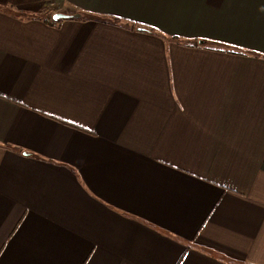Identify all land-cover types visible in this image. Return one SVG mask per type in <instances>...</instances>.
<instances>
[{"label": "crops", "instance_id": "obj_1", "mask_svg": "<svg viewBox=\"0 0 264 264\" xmlns=\"http://www.w3.org/2000/svg\"><path fill=\"white\" fill-rule=\"evenodd\" d=\"M50 1L0 0V264H264V0Z\"/></svg>", "mask_w": 264, "mask_h": 264}, {"label": "trees", "instance_id": "obj_2", "mask_svg": "<svg viewBox=\"0 0 264 264\" xmlns=\"http://www.w3.org/2000/svg\"><path fill=\"white\" fill-rule=\"evenodd\" d=\"M49 18H50V14H47V16L45 15V16L43 17V19L46 20V21H48ZM140 27H142L143 29H146V30H148V31H153V29L148 28V27H146V26H140Z\"/></svg>", "mask_w": 264, "mask_h": 264}, {"label": "water", "instance_id": "obj_3", "mask_svg": "<svg viewBox=\"0 0 264 264\" xmlns=\"http://www.w3.org/2000/svg\"><path fill=\"white\" fill-rule=\"evenodd\" d=\"M64 15L63 14H60V13H57V14H54V18H59V17H63Z\"/></svg>", "mask_w": 264, "mask_h": 264}, {"label": "built area", "instance_id": "obj_4", "mask_svg": "<svg viewBox=\"0 0 264 264\" xmlns=\"http://www.w3.org/2000/svg\"><path fill=\"white\" fill-rule=\"evenodd\" d=\"M49 3H50V5H54L55 4V2L53 0H51Z\"/></svg>", "mask_w": 264, "mask_h": 264}, {"label": "rangeland", "instance_id": "obj_5", "mask_svg": "<svg viewBox=\"0 0 264 264\" xmlns=\"http://www.w3.org/2000/svg\"><path fill=\"white\" fill-rule=\"evenodd\" d=\"M40 2H41V1H40ZM39 4H40V3H39ZM41 4H42V2H41ZM41 4H40V6H42ZM40 6H39V7H40ZM53 6H54V5H50L49 7H53ZM40 8H43V7H40ZM50 10H51V9H50Z\"/></svg>", "mask_w": 264, "mask_h": 264}]
</instances>
